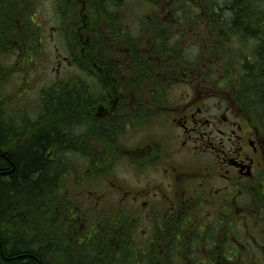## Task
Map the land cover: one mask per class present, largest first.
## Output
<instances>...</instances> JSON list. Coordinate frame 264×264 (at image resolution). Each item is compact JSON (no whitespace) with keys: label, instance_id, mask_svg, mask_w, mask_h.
<instances>
[{"label":"flooded vegetation","instance_id":"af4514ba","mask_svg":"<svg viewBox=\"0 0 264 264\" xmlns=\"http://www.w3.org/2000/svg\"><path fill=\"white\" fill-rule=\"evenodd\" d=\"M120 6L98 30L85 17L90 35L69 62L75 67V56L83 57L85 98L83 108L71 109L66 119L86 122L81 137L97 139V146L83 145L88 166L78 181L104 175L97 169L109 160H127L135 177L157 168L164 182L129 190L113 177L110 193L123 199L103 209L101 224L113 221L120 234L127 219L136 250L146 242L157 264H235L234 252L241 250L243 264H264V244L256 236L264 237L257 222L264 206L255 207L264 204V117L244 99L242 78L227 77L235 68L217 67L226 42L261 44L264 0H163L160 18L138 20L137 27L120 20ZM259 58L257 48L248 62ZM127 133L147 139L126 146ZM65 138L68 144L76 140L70 132ZM143 218L150 221L146 236L139 233ZM250 219L254 225L240 232L235 222Z\"/></svg>","mask_w":264,"mask_h":264},{"label":"trees","instance_id":"16d2710c","mask_svg":"<svg viewBox=\"0 0 264 264\" xmlns=\"http://www.w3.org/2000/svg\"><path fill=\"white\" fill-rule=\"evenodd\" d=\"M121 1L56 0L59 27L70 58L74 56L73 52L83 50L86 45L81 34L83 3L88 4L93 27L98 30L105 15H113L114 5H121ZM144 1L153 8L151 17L145 16L144 22L158 20L157 10L162 8L163 0ZM38 2L10 0L6 3V0H0V57L18 54L21 69L31 65L42 51L43 31L35 21ZM120 20L123 22L124 16ZM262 32L264 35V29ZM95 45L99 49V42ZM258 51L259 61L253 64L247 61L242 94L250 109L264 117V36ZM74 61L80 73L73 79L55 82L58 86L53 84L43 88L38 103L40 110L33 118L19 116L12 107L18 94L2 92L6 84L4 77L9 80L11 67L0 66L3 70V76L0 75V264H157L148 255L151 251L146 242L136 250L127 219L124 224L128 228L118 234L113 221L106 220L105 227L101 224L104 210L82 212L69 198L72 193L66 195L65 183L70 182L76 167L67 157L69 152L64 146L68 141L64 131L68 130L72 136H82L87 123H78L76 118L72 127L68 119L59 120L42 130L41 126L45 119L55 121L60 115L67 117L71 109L83 108L80 102L85 98L82 90L85 82L83 57L76 55ZM80 129L83 131L77 133ZM56 144L59 148L55 150L53 146ZM81 155L88 157L85 153ZM108 171V167L101 171L97 169L100 174ZM85 173L86 170L82 177ZM256 236L264 244L263 233ZM236 238L244 244L240 236ZM115 241L119 247L112 244ZM244 256L242 250L234 252V263L243 264L241 259Z\"/></svg>","mask_w":264,"mask_h":264},{"label":"rangeland","instance_id":"374dc122","mask_svg":"<svg viewBox=\"0 0 264 264\" xmlns=\"http://www.w3.org/2000/svg\"><path fill=\"white\" fill-rule=\"evenodd\" d=\"M9 1L10 0H6V3H8ZM83 4L84 6L81 13L85 19V17H87V15L89 14V11L88 4ZM55 5L56 0H39L38 4L35 5V21L42 27L43 44L41 45L42 51L39 57L36 58L31 65H29L25 69H21L20 64L22 66V61H19L18 54H11L8 58H6V56L0 57V66L10 65L11 67L9 80L7 77H4L6 84L2 92L5 91L6 95H12V93H16L19 95V97H14V102L12 105L14 110L16 109L15 111L18 113L19 116L23 115L25 117L33 118V116L35 114H38L40 110V107H38V103L39 101H41V92L43 88H48V86H52L57 81L60 82L67 81L68 79H73L76 75L80 73V68H78V66L74 67L69 64L71 58L68 54V48L60 31V21L58 18V14L56 13ZM121 5L123 15L125 16L124 18L129 21L133 20L134 27H137L139 25L138 20H144V17L149 16L150 13L153 11V8H151L152 6L144 0L143 2H139L137 0H126L124 2L122 0ZM159 11L160 10L158 9L157 12ZM161 18L163 17L161 16ZM81 34L83 37V41H85L86 37L90 35V31L85 28L84 23ZM257 48L258 44L255 39L244 38L243 40L236 39L234 40V42L230 43L226 42L225 44H223L220 53L222 55L223 61L220 59L218 61L217 67L221 70L222 67L223 69L226 67L225 70L228 71V67L231 65L235 68L236 73L234 72V76L232 74H228L227 77L232 79H241L243 78L244 73L246 71L247 61L249 59H252V57H255V52ZM77 56L82 57L81 55ZM225 70L224 72L226 73ZM2 72L3 70L0 69V75L3 76ZM220 73H222V71H220ZM76 116H81V114ZM66 118L67 117L65 115H60L59 119L56 118L55 121L50 118L45 119L41 126V130L44 128H48L51 124H54L55 122H59V120H65ZM73 125L74 123L72 122L71 127ZM66 127L68 126L66 125ZM62 128L64 127L62 126ZM38 129H40V127ZM82 131L83 129H80L77 133ZM150 131L151 130H144L140 132L147 134ZM64 132L67 134L68 130H65ZM135 134L136 133H134V137H136ZM126 135L124 143L126 146L130 147L132 146V142L141 144L144 143L145 139H147L146 137L141 136L140 138L138 137L133 139L131 133H127ZM75 139L76 140L71 141V143L67 145L65 144L64 146L67 147L66 151L69 152L67 154V157L72 160L71 163L73 164V166L76 167L70 182L65 183V192L66 195L67 192L72 193V197L69 196V198H72L71 201L74 203L73 205L80 211H91V209H93V211L94 209L100 211L106 208L111 209L114 208V206L119 205L123 198L115 193H110L111 186L109 181L116 176L119 178V180L123 182L126 189L129 190L143 188L145 187V184L153 180L163 185V172L158 171L157 168L147 169L143 173V176L135 177L133 173V167L131 163L127 160H121L116 162L115 160H109V165L114 166L117 163L113 170H111L110 167V171L104 173V175H102L101 177H97V175H95L91 179V181H89L88 177L86 178V181L79 182L78 179L82 177V174L85 172L88 166L87 159L83 157V155H81L85 153V148H83V145L85 144L87 146L88 144V147H90V145L97 146L95 142L97 139H93L89 136H78ZM73 147L75 148L74 151L71 150ZM101 170L102 169H100V171ZM68 175L69 174L66 173V176ZM166 186H168V181H166ZM261 206H264V204L260 206L256 205L255 207ZM204 210H206L207 212L205 217L209 218L211 216L209 211L206 208ZM247 214L249 215V213ZM211 219L212 218L208 220ZM254 221L256 220H237L235 222V225L236 227H239L240 232H244L245 230L243 228L246 226V224L252 226L254 225ZM149 222L150 221L148 219L144 218L140 220L142 230L139 229V233L142 236H146L144 234V231L146 232L149 230ZM257 222L259 223V225L262 224V226L264 227V219H261L259 216H257ZM206 238H208V235L206 236Z\"/></svg>","mask_w":264,"mask_h":264}]
</instances>
